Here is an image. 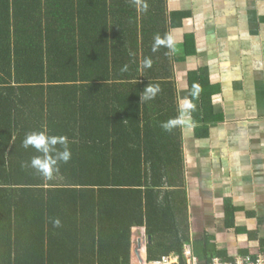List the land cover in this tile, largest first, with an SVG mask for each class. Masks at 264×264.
Listing matches in <instances>:
<instances>
[{
    "label": "trees",
    "instance_id": "obj_1",
    "mask_svg": "<svg viewBox=\"0 0 264 264\" xmlns=\"http://www.w3.org/2000/svg\"><path fill=\"white\" fill-rule=\"evenodd\" d=\"M187 17L167 0H0V264H130L135 227L146 263L186 264V247L227 259L208 235L191 240L186 194L170 188L182 157L169 30ZM45 129L71 151L51 178L22 144Z\"/></svg>",
    "mask_w": 264,
    "mask_h": 264
},
{
    "label": "crops",
    "instance_id": "obj_2",
    "mask_svg": "<svg viewBox=\"0 0 264 264\" xmlns=\"http://www.w3.org/2000/svg\"><path fill=\"white\" fill-rule=\"evenodd\" d=\"M167 10L188 13L169 30L182 157L170 188L186 194L191 240L208 235L224 260L264 255V0H167ZM149 240L132 228L130 264L146 263Z\"/></svg>",
    "mask_w": 264,
    "mask_h": 264
},
{
    "label": "clouds",
    "instance_id": "obj_3",
    "mask_svg": "<svg viewBox=\"0 0 264 264\" xmlns=\"http://www.w3.org/2000/svg\"><path fill=\"white\" fill-rule=\"evenodd\" d=\"M163 43L159 38L156 40V44L159 45ZM169 43H171L169 41ZM145 67L151 66V61L146 60L144 62ZM146 97L153 98L155 94L159 91L158 86H147ZM25 149L32 147L37 152L41 153L40 156H34L29 162V166L41 172L48 178H51L53 171L56 169L58 162H68L71 158V151L68 148V139L66 136H49L47 130L43 131H33L25 135L22 142ZM62 145L63 150H58L56 145ZM57 225L59 221L55 222Z\"/></svg>",
    "mask_w": 264,
    "mask_h": 264
},
{
    "label": "built area",
    "instance_id": "obj_4",
    "mask_svg": "<svg viewBox=\"0 0 264 264\" xmlns=\"http://www.w3.org/2000/svg\"><path fill=\"white\" fill-rule=\"evenodd\" d=\"M184 257L186 259V264H264V255L258 254L256 256H235L232 260H224L215 257L210 263H201L196 257H193L190 253L189 247H186L184 251ZM178 258H163L160 261L149 262L145 264H177Z\"/></svg>",
    "mask_w": 264,
    "mask_h": 264
},
{
    "label": "water",
    "instance_id": "obj_5",
    "mask_svg": "<svg viewBox=\"0 0 264 264\" xmlns=\"http://www.w3.org/2000/svg\"><path fill=\"white\" fill-rule=\"evenodd\" d=\"M150 239V237H148Z\"/></svg>",
    "mask_w": 264,
    "mask_h": 264
}]
</instances>
